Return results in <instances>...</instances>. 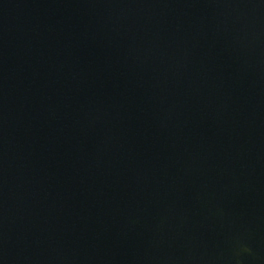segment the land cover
I'll use <instances>...</instances> for the list:
<instances>
[{"label":"water","instance_id":"water-1","mask_svg":"<svg viewBox=\"0 0 264 264\" xmlns=\"http://www.w3.org/2000/svg\"><path fill=\"white\" fill-rule=\"evenodd\" d=\"M0 264H264V0H0Z\"/></svg>","mask_w":264,"mask_h":264}]
</instances>
